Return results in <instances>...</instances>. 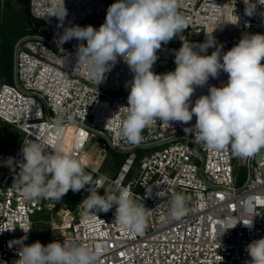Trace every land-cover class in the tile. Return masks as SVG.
Returning <instances> with one entry per match:
<instances>
[{
    "label": "built area",
    "instance_id": "1",
    "mask_svg": "<svg viewBox=\"0 0 264 264\" xmlns=\"http://www.w3.org/2000/svg\"><path fill=\"white\" fill-rule=\"evenodd\" d=\"M58 3L59 0H30L31 22L41 21L50 28L49 32L34 26L33 33L22 37L15 58L16 80L0 86V120L23 135L14 152L0 153V231L14 228L0 232V264H14L19 259L20 246L10 248L9 241L25 236L20 227L31 229L24 243L35 242L36 214L51 210L54 201L25 199L14 184L20 168L17 166L14 172L3 162L12 157L18 165L23 160L25 139L53 138L57 127L63 129L65 150L84 166L90 159L87 148L95 139L127 154L114 173L98 172L94 181L105 176L108 180L104 187L128 188L147 210L146 222L143 234H134L114 222L115 206L107 213L94 215L80 204L65 211L67 222L62 232L49 241H40L42 244L60 240L78 241L89 248L99 246L100 264H246L250 259L246 246L264 237V155L257 159L256 153L246 159L248 176L237 184L236 161L230 149L216 152L194 143L183 130L188 125L172 122L168 127L158 121L143 131L139 144L128 143L118 135L124 117V112L118 111L127 106L129 89L125 85L133 74L120 60L96 85L88 66L77 64L79 41L72 39L61 49L56 40L63 27L57 26V18H37L51 13ZM259 3L262 5L257 4L256 12L248 16L244 0H179L178 10L188 19L184 40L196 32L203 43L205 33L213 32L226 52L244 34H264V0ZM64 4L68 10L64 27H85L105 20L109 7L105 0H64ZM235 15L238 22L227 23ZM179 42L176 37L171 45L162 44L157 55L164 47L171 48ZM214 50L209 48L208 54ZM175 67L174 63L159 73L174 71ZM226 82L227 74L223 72L219 78H210L207 85L196 89L193 103L207 94L209 86L219 87ZM190 124H195V117ZM160 191H167V196H157ZM98 192L104 195L103 188ZM178 193L188 198L189 210L177 221L169 213L170 200ZM252 217V229L238 222L235 228L218 236L236 220Z\"/></svg>",
    "mask_w": 264,
    "mask_h": 264
},
{
    "label": "clouds",
    "instance_id": "2",
    "mask_svg": "<svg viewBox=\"0 0 264 264\" xmlns=\"http://www.w3.org/2000/svg\"><path fill=\"white\" fill-rule=\"evenodd\" d=\"M244 4L245 14L252 16L260 3L244 0ZM178 9L179 0H115L98 29L92 25L64 27L68 10L64 0H59L55 10L37 18H57V26L63 27L56 40L61 49L72 39L79 41L77 64L88 66L96 85L120 60L128 66L133 76L125 85L129 89L127 106L118 111L124 112L118 135L128 143L139 144L143 131L158 121L168 127L178 122L188 125L183 130L194 143L209 150L230 149L236 157L254 156L264 148V34H244L226 52L213 32L205 33L203 43L185 42L183 32L188 28V19ZM238 20L235 15L227 23L236 24ZM176 37L181 46L174 52V71L156 73L153 65L158 60V50ZM209 48L215 49L210 55ZM221 72L227 74V82L209 86L207 94L193 103L196 89L207 85L210 78H219ZM193 117L195 124L191 125ZM62 134L63 129L57 127L53 138L25 139L23 160L18 165L12 157L3 162L14 172L17 166L20 168L14 184L21 189V195L27 200L49 198L59 202L69 190H86L89 194L81 203L89 212L107 213L115 206L114 222L131 233L143 234L147 211L143 204L136 202L128 188L104 187L108 177L94 181L80 159L65 150ZM100 188L104 195L99 194ZM157 196L163 198L167 191ZM187 204L185 195L175 194L170 200V217L177 221L184 217L189 210ZM238 222L249 229L254 226L253 217L236 220L218 236L235 228ZM20 228L25 236L9 241L10 248L20 246L19 259L14 264H100L99 246L89 248L78 241L60 240L47 245L39 240L25 244L31 229ZM246 251L250 257L246 264H264V237L252 240Z\"/></svg>",
    "mask_w": 264,
    "mask_h": 264
},
{
    "label": "rangeland",
    "instance_id": "3",
    "mask_svg": "<svg viewBox=\"0 0 264 264\" xmlns=\"http://www.w3.org/2000/svg\"><path fill=\"white\" fill-rule=\"evenodd\" d=\"M107 5L110 6L115 3V0H105ZM30 8V0H0V14L4 17H15L20 12L25 10V8ZM104 21H93L89 25L95 28L99 26ZM30 24V25H29ZM28 28L36 26L39 27L43 32H49V27L46 26L41 21L30 22ZM34 32L33 30L31 31ZM185 42H193L196 44L202 43V36L196 32L189 34ZM167 45H171L170 42ZM177 50V49H175ZM162 51V50H161ZM159 53V59L153 65V69L156 73L163 71L166 67L174 64V52L173 53ZM169 55V56H168ZM168 56V58H167ZM22 133L14 126L7 124L0 120V153H12L14 152L22 141ZM161 147H157L160 149ZM90 153V159L88 165L84 166L85 172L93 177V180L97 176L98 172L104 173H114L123 160V155L115 152L114 149L110 148L104 140L95 139L87 148ZM143 152V151H141ZM264 155V148H262L257 153V159H261ZM236 161V172H237V184H242L246 180L249 168L247 166L246 159L234 156ZM86 190H81L80 192H69L62 198L61 201H53V208L51 210L45 209L36 214L35 224H34V234L36 239L33 241H49L53 236L59 235L62 232V228L67 222L65 217L66 210H73L69 207L67 202H76V207L81 203V201L88 196Z\"/></svg>",
    "mask_w": 264,
    "mask_h": 264
},
{
    "label": "trees",
    "instance_id": "4",
    "mask_svg": "<svg viewBox=\"0 0 264 264\" xmlns=\"http://www.w3.org/2000/svg\"><path fill=\"white\" fill-rule=\"evenodd\" d=\"M30 22L29 7L25 8V10L15 17L9 16L3 18L0 14V86L4 83H13L14 81L15 47L22 37L32 33L31 28H28ZM173 45L178 50L181 42ZM117 153L121 156L123 155V160L127 155L126 153L118 151ZM67 203L70 208H76V202Z\"/></svg>",
    "mask_w": 264,
    "mask_h": 264
},
{
    "label": "bare ground",
    "instance_id": "5",
    "mask_svg": "<svg viewBox=\"0 0 264 264\" xmlns=\"http://www.w3.org/2000/svg\"><path fill=\"white\" fill-rule=\"evenodd\" d=\"M173 53V52H175V48L174 47H171V48H167V47H164L163 49H162V51H161V54H163V53ZM169 56V55H168ZM168 56H167V58H168ZM159 57L160 56H158V59H159Z\"/></svg>",
    "mask_w": 264,
    "mask_h": 264
},
{
    "label": "water",
    "instance_id": "6",
    "mask_svg": "<svg viewBox=\"0 0 264 264\" xmlns=\"http://www.w3.org/2000/svg\"><path fill=\"white\" fill-rule=\"evenodd\" d=\"M101 21H105V20H101ZM23 38H21L17 44H16V47H15V58H16V53H17V47L18 45L20 44V42L22 41ZM15 63H16V60H15ZM14 79L16 80V73H15V70H14Z\"/></svg>",
    "mask_w": 264,
    "mask_h": 264
},
{
    "label": "snow or ice",
    "instance_id": "7",
    "mask_svg": "<svg viewBox=\"0 0 264 264\" xmlns=\"http://www.w3.org/2000/svg\"><path fill=\"white\" fill-rule=\"evenodd\" d=\"M121 255H123V253H121Z\"/></svg>",
    "mask_w": 264,
    "mask_h": 264
},
{
    "label": "crops",
    "instance_id": "8",
    "mask_svg": "<svg viewBox=\"0 0 264 264\" xmlns=\"http://www.w3.org/2000/svg\"><path fill=\"white\" fill-rule=\"evenodd\" d=\"M176 49V48H175Z\"/></svg>",
    "mask_w": 264,
    "mask_h": 264
}]
</instances>
